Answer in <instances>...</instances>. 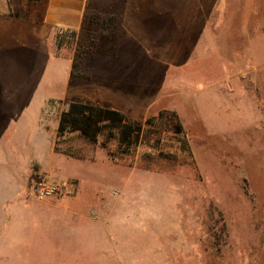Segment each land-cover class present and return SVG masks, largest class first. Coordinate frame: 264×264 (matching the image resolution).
<instances>
[{"label": "rangeland", "instance_id": "374dc122", "mask_svg": "<svg viewBox=\"0 0 264 264\" xmlns=\"http://www.w3.org/2000/svg\"><path fill=\"white\" fill-rule=\"evenodd\" d=\"M37 2L0 0V13L35 17ZM207 24L183 68L150 61L125 70L106 61L113 55L93 54L92 45L79 51L67 36L52 48L57 59L81 55L66 88L67 63L49 59L47 37L28 36L16 51L0 46V60L12 57L0 61L2 75L10 73L0 79V107L17 111L26 141L38 139L35 147L22 144L20 154L15 146L23 173L33 159L29 198L45 205L35 219L98 223L52 242V259L36 264H125L124 253L126 264H264V0H218ZM82 99L139 122L176 112L196 167L113 162L76 138L58 146L82 148L86 158L56 152L60 115ZM41 185L55 193L40 199Z\"/></svg>", "mask_w": 264, "mask_h": 264}, {"label": "crops", "instance_id": "0c3cea01", "mask_svg": "<svg viewBox=\"0 0 264 264\" xmlns=\"http://www.w3.org/2000/svg\"><path fill=\"white\" fill-rule=\"evenodd\" d=\"M217 2L218 0H40L37 2L40 12L35 17L16 18L0 13V46L5 51H16L20 47V40L24 41L28 36L47 37L50 43L49 59L67 63V81L63 87L66 88L70 83L73 59H57L53 55L57 30H80L87 17L100 14L115 16L120 22L117 53L113 55V60H106L108 63L118 62L125 70L142 68L150 61L161 62L168 68H183L190 65L206 31L208 32V16ZM7 34L12 35L11 40L3 38ZM2 58L0 61L9 63L7 59L12 57L7 54V57ZM102 61L105 62L103 59ZM1 68L0 79L4 75H10H2ZM106 77L111 78L110 74ZM40 96L42 97L38 99L46 97ZM36 121L40 125L39 118ZM36 121L31 125L36 126ZM21 123L17 111L0 107V264H36L42 262L45 256L52 259V242H65L64 238L78 234L76 231L80 230L79 226L98 224L93 221L35 219L36 207L43 208L45 205L37 206L33 203L35 200L29 198L27 183L32 174L30 166L33 159H30L27 172L23 173L19 157L15 154V146L20 154L22 144L31 142L35 147L38 139L35 134L30 141H26L30 138L26 139L25 133L21 134ZM127 260L128 255L124 253L125 264Z\"/></svg>", "mask_w": 264, "mask_h": 264}, {"label": "trees", "instance_id": "16d2710c", "mask_svg": "<svg viewBox=\"0 0 264 264\" xmlns=\"http://www.w3.org/2000/svg\"><path fill=\"white\" fill-rule=\"evenodd\" d=\"M92 24L98 26L95 33L87 29ZM85 31L87 34L83 35ZM120 32V22L115 16L92 14L80 30H59L55 43L62 46L68 36L70 41L78 43L79 51L92 45L96 49L91 51L93 54L115 55ZM80 56L78 53L74 57L73 68L78 67ZM75 138L86 146L104 150L113 162L136 157L135 164L147 170L178 165L196 167L184 125L179 115L171 110L160 111L139 122L118 109L89 99L73 101L60 115L56 152L78 159L86 158L82 148L58 146Z\"/></svg>", "mask_w": 264, "mask_h": 264}, {"label": "built area", "instance_id": "2783aa9c", "mask_svg": "<svg viewBox=\"0 0 264 264\" xmlns=\"http://www.w3.org/2000/svg\"><path fill=\"white\" fill-rule=\"evenodd\" d=\"M53 193H55V188L46 185H41L39 188H37V195L40 199H44Z\"/></svg>", "mask_w": 264, "mask_h": 264}]
</instances>
